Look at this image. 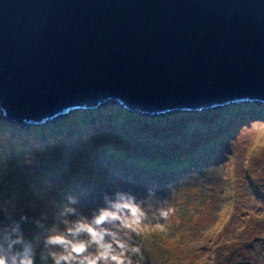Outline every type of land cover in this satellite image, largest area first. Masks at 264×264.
<instances>
[{"label":"rangeland","instance_id":"374dc122","mask_svg":"<svg viewBox=\"0 0 264 264\" xmlns=\"http://www.w3.org/2000/svg\"><path fill=\"white\" fill-rule=\"evenodd\" d=\"M243 103L169 117L166 112L160 115L166 121L150 127L143 122L141 129L108 118L83 126L77 119L46 139L43 124L21 130L0 116L1 225L27 215L23 229L31 239L39 231L33 218L46 217L48 227L58 224L56 213L68 195L79 200L73 207L91 215L104 206L105 193L123 191L136 198L137 217L127 223L141 264H264V119L249 108L229 112L217 125L209 119L213 111ZM76 111L46 123L73 119ZM63 134L75 136L67 152ZM142 150L165 162L199 156L191 167L164 174L136 161L133 153ZM50 163L57 171H49ZM69 180L76 183L64 194ZM161 209L166 216L159 215Z\"/></svg>","mask_w":264,"mask_h":264},{"label":"water","instance_id":"95a60500","mask_svg":"<svg viewBox=\"0 0 264 264\" xmlns=\"http://www.w3.org/2000/svg\"><path fill=\"white\" fill-rule=\"evenodd\" d=\"M114 101L144 115L264 104V0H0L5 120Z\"/></svg>","mask_w":264,"mask_h":264},{"label":"clouds","instance_id":"9594fccd","mask_svg":"<svg viewBox=\"0 0 264 264\" xmlns=\"http://www.w3.org/2000/svg\"><path fill=\"white\" fill-rule=\"evenodd\" d=\"M154 194V189L148 190ZM56 213L58 224L48 227L44 218H33L39 230L26 238L23 224L27 215L0 225V264H141L143 256L129 231L127 221L137 217L136 198L116 191L104 194L103 207L85 215L74 205L79 200L68 195ZM160 216L167 213L161 209ZM59 225H63L61 229Z\"/></svg>","mask_w":264,"mask_h":264},{"label":"trees","instance_id":"16d2710c","mask_svg":"<svg viewBox=\"0 0 264 264\" xmlns=\"http://www.w3.org/2000/svg\"><path fill=\"white\" fill-rule=\"evenodd\" d=\"M246 108H249V110L252 109L250 111L251 113L249 112V114H253V115L259 114V116L264 119V104L255 103V102H244L243 104L224 108L220 113L219 112L216 113L213 111L212 113L209 114L211 116V117H209V119L212 122V124L217 125L218 123L223 122V120L227 117V114L229 112L234 113V112H237L239 110L240 111H242L243 109L246 110ZM175 114H177V112L176 113L173 112L171 114H168L167 117L175 116ZM247 115H248V112H247L246 116ZM0 116H1V114H0ZM75 116L76 117L73 119H70V117H71L70 116L69 118L62 119V120L55 122V123H44L40 128L41 133L43 134V138L44 139L53 138L51 136L58 135V134L64 132L65 130H67L71 126L72 122L77 120V119L79 120L77 122H79L83 126L93 125L94 123L100 122L103 118H108V121L111 120L110 122L119 121L122 123H131L133 126L137 127V129H141V128L145 127V124L143 122L148 123V127H150V125H152V124L157 125L159 123H162L163 121H161V120L166 121V118H167L166 116L144 115V114H139V113L129 111L127 108H125L123 105H121L118 101H116V102L114 101L113 103L109 104L106 107H100V108H96V109L78 110L75 112ZM196 116L197 117H200V116L204 117L205 114L180 117V119H183V118L188 119V118H193V117L196 118ZM34 127H36V126H30L29 129L32 130ZM19 128L21 130H25V129L21 128L20 125H19ZM137 132H139V135L141 137H145L148 140H156V137L154 135L151 136L150 134H147V133H143V132L141 133V131H139V130ZM60 137H65L66 140H69L68 143L66 142L67 146L65 148L66 152L69 151V149L72 147V144L74 143V142H72V138H74L75 136L72 137V135L63 134ZM66 152H65V154H66ZM140 153L139 152L133 153L137 162H139V163L142 162V165H145L144 167L149 168V169L152 168L153 171L164 173V174H172L174 172H179L181 170H185L189 166L191 167V165L194 163L195 157L199 156V155L191 156L188 159L179 160L176 162H165L164 159L158 160V159H154L155 157H147L146 153L143 150ZM156 158H159V157H156ZM64 159H65V157H64ZM49 160H51V158H49ZM162 161H164V162H162ZM48 168H49V171H51V172H53L54 170L57 171V166H55V163H50ZM75 183H76V181L71 182V180H69V185H67L65 190H63L61 192L62 193L64 192V194L71 192L72 188H74L73 185Z\"/></svg>","mask_w":264,"mask_h":264}]
</instances>
